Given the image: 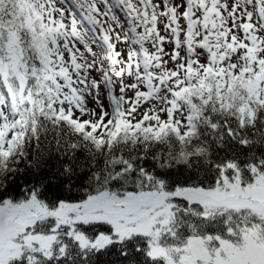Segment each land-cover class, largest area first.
<instances>
[{"label":"snow or ice","instance_id":"snow-or-ice-1","mask_svg":"<svg viewBox=\"0 0 264 264\" xmlns=\"http://www.w3.org/2000/svg\"><path fill=\"white\" fill-rule=\"evenodd\" d=\"M113 250L264 264V0H0V264Z\"/></svg>","mask_w":264,"mask_h":264},{"label":"trees","instance_id":"trees-1","mask_svg":"<svg viewBox=\"0 0 264 264\" xmlns=\"http://www.w3.org/2000/svg\"><path fill=\"white\" fill-rule=\"evenodd\" d=\"M99 264H127V262L116 254V250L106 256H101L99 260Z\"/></svg>","mask_w":264,"mask_h":264},{"label":"rangeland","instance_id":"rangeland-1","mask_svg":"<svg viewBox=\"0 0 264 264\" xmlns=\"http://www.w3.org/2000/svg\"><path fill=\"white\" fill-rule=\"evenodd\" d=\"M69 2H71V0H69ZM91 106V105H90Z\"/></svg>","mask_w":264,"mask_h":264}]
</instances>
